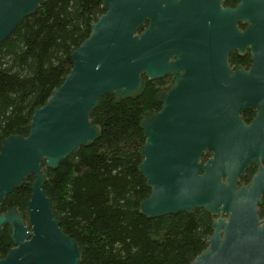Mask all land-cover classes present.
<instances>
[{
  "label": "water",
  "instance_id": "obj_1",
  "mask_svg": "<svg viewBox=\"0 0 264 264\" xmlns=\"http://www.w3.org/2000/svg\"><path fill=\"white\" fill-rule=\"evenodd\" d=\"M44 2L0 0V45L24 17L35 13ZM163 2L166 6L161 17L158 4ZM173 3L102 0L103 12L91 25L88 37L70 54V72L46 102L33 111L29 133L3 139L0 203L26 177L33 175V181L26 220L16 208L0 213V232L7 226L14 245L0 258V264L81 263L86 247L65 234L54 217L51 200L43 188L42 164L55 169L77 148L98 137L89 116L102 95L113 92L118 101L134 97L147 76H162L166 69L165 63L160 65L157 46L162 20L173 18ZM148 16L153 21L149 29ZM177 78V84L166 95L157 96L162 107L141 116L144 143L138 170L150 193L139 203V212L146 218H157L197 208L211 214H229L232 210L228 221H213L214 231L205 239V249L189 264H264V231H240L247 226L240 193L234 194L230 185L212 176L214 171H224V108L198 101L191 66ZM211 149L215 157L206 165L198 163L203 151ZM202 168L205 174L199 176ZM250 217L249 222L254 223Z\"/></svg>",
  "mask_w": 264,
  "mask_h": 264
},
{
  "label": "trees",
  "instance_id": "obj_2",
  "mask_svg": "<svg viewBox=\"0 0 264 264\" xmlns=\"http://www.w3.org/2000/svg\"><path fill=\"white\" fill-rule=\"evenodd\" d=\"M102 0H45L24 17L0 45V147L9 135L29 133L33 111L42 106L70 72L71 52L88 37L103 12ZM147 80L134 97L102 95L89 119L98 137L61 160L42 164L43 188L62 231L86 249L80 264H189L212 234L211 216L190 213L146 218L139 203L150 193L139 172L141 116ZM33 175L0 203V213L25 214ZM9 229L0 232V257L9 247Z\"/></svg>",
  "mask_w": 264,
  "mask_h": 264
},
{
  "label": "flooded vegetation",
  "instance_id": "obj_3",
  "mask_svg": "<svg viewBox=\"0 0 264 264\" xmlns=\"http://www.w3.org/2000/svg\"><path fill=\"white\" fill-rule=\"evenodd\" d=\"M173 1V18L162 20L157 46L166 71L157 78L147 76V105L157 112L163 105L157 96L166 95L177 84V76L192 67L198 101L224 108V171L212 176L240 193L247 225L240 231H264V0ZM158 5L163 17L166 3ZM152 22L148 16L147 29ZM214 157V150H205L198 163L206 165ZM203 174L204 168L198 172ZM208 214L212 223L229 219L223 211ZM250 215L254 223L249 222ZM12 247L10 240L5 255Z\"/></svg>",
  "mask_w": 264,
  "mask_h": 264
}]
</instances>
